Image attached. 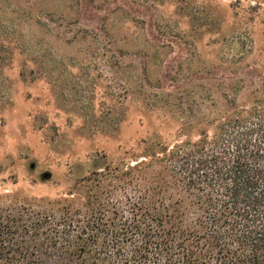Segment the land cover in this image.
<instances>
[{"label": "rangeland", "instance_id": "obj_1", "mask_svg": "<svg viewBox=\"0 0 264 264\" xmlns=\"http://www.w3.org/2000/svg\"><path fill=\"white\" fill-rule=\"evenodd\" d=\"M226 87L264 100V0H0V210L122 201Z\"/></svg>", "mask_w": 264, "mask_h": 264}, {"label": "trees", "instance_id": "obj_2", "mask_svg": "<svg viewBox=\"0 0 264 264\" xmlns=\"http://www.w3.org/2000/svg\"><path fill=\"white\" fill-rule=\"evenodd\" d=\"M222 90L194 136L136 161L122 201L0 210V264H264V100Z\"/></svg>", "mask_w": 264, "mask_h": 264}, {"label": "water", "instance_id": "obj_3", "mask_svg": "<svg viewBox=\"0 0 264 264\" xmlns=\"http://www.w3.org/2000/svg\"><path fill=\"white\" fill-rule=\"evenodd\" d=\"M43 177H44V178H47V177H48V175L46 174V175H44Z\"/></svg>", "mask_w": 264, "mask_h": 264}]
</instances>
